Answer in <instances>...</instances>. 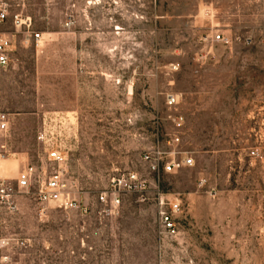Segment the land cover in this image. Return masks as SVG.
<instances>
[{
	"label": "rangeland",
	"instance_id": "obj_1",
	"mask_svg": "<svg viewBox=\"0 0 264 264\" xmlns=\"http://www.w3.org/2000/svg\"><path fill=\"white\" fill-rule=\"evenodd\" d=\"M1 5L11 60L0 69L7 118L0 130V239H7L0 264H264V149L247 154L264 115V0ZM14 14L28 17L26 30L39 36L22 37ZM218 31L231 42L211 44L197 61L206 48L200 37ZM78 76L88 92L79 96ZM168 91L180 95V140L194 164L158 172L108 211L99 193L117 173L141 170V152L156 131L171 127ZM54 113L65 119L49 121ZM42 127L62 155L58 163L37 138ZM29 164L40 176L58 169L72 203L87 211L39 201L33 186L18 188L16 175ZM197 176L205 185L196 186ZM159 194L180 199L175 234L159 231Z\"/></svg>",
	"mask_w": 264,
	"mask_h": 264
},
{
	"label": "built area",
	"instance_id": "obj_2",
	"mask_svg": "<svg viewBox=\"0 0 264 264\" xmlns=\"http://www.w3.org/2000/svg\"><path fill=\"white\" fill-rule=\"evenodd\" d=\"M7 17L6 8L0 6V21L5 20ZM11 23L15 29L21 31V36L38 37L39 33L36 31L33 34L26 29L29 26L28 17H22L19 14H14L11 18ZM243 42L248 43L250 37L244 35L241 37ZM233 39H239L238 35H234ZM232 37L225 35L218 31L215 33H204L200 37L201 46L206 47L198 51L195 55L197 61L205 60L209 53V47L213 43L228 44ZM10 43L11 38L7 32H0V69L9 65L10 62ZM180 95L178 93L168 91L164 94V105L167 108L165 118L171 123V127L163 133L155 132L154 140L152 143L141 152L140 164L142 169L139 171L128 170L117 173L111 178V184L108 192H101L98 195L99 203L107 207L108 211L117 207L121 201V193L133 190H144L147 184L153 180V176L158 172H174L182 167H189L194 164V157L190 150L183 148L181 144V127L182 120L177 113V104ZM49 121H62L65 115L62 113H54L48 115ZM7 118L5 113H0V130L6 127ZM253 129V139L257 142L255 145L247 147V154L251 157L258 156V145L264 143V115L259 116L255 120ZM37 138L47 144L46 154L53 163H58L62 160L61 153L51 146V137L47 132L40 129L37 133ZM206 178L204 176H197L195 184L197 187L205 185ZM16 186L21 189L34 187L35 198L39 201L51 200L58 206L73 205L78 208L82 213L87 211V205L72 203L66 189V184L61 172L58 169L52 168L48 171L47 175L40 176L39 171L33 165H26L16 175ZM148 187V186H147ZM157 218L159 224V231L165 235H172L177 232L178 222L177 218L181 211L180 199L172 196L170 198L164 197L162 194L157 196ZM6 238L0 239V250L3 244H6ZM14 245L25 246L26 243L23 239H15ZM6 256L0 255V260Z\"/></svg>",
	"mask_w": 264,
	"mask_h": 264
},
{
	"label": "crops",
	"instance_id": "obj_3",
	"mask_svg": "<svg viewBox=\"0 0 264 264\" xmlns=\"http://www.w3.org/2000/svg\"><path fill=\"white\" fill-rule=\"evenodd\" d=\"M79 80H80V77L78 76V85H77V94H78V96L87 92V91H85L87 89V86L84 85V82L82 83L83 85H80ZM263 149H264V144L262 143V144H260L258 146L259 153L262 152Z\"/></svg>",
	"mask_w": 264,
	"mask_h": 264
}]
</instances>
